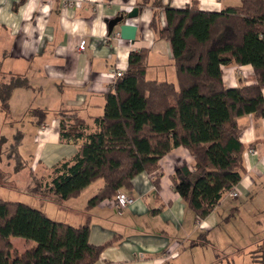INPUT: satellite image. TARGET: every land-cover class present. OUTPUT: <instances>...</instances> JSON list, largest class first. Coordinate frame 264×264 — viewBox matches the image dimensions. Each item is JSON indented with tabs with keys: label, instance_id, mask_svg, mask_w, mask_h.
Here are the masks:
<instances>
[{
	"label": "crops",
	"instance_id": "crops-1",
	"mask_svg": "<svg viewBox=\"0 0 264 264\" xmlns=\"http://www.w3.org/2000/svg\"><path fill=\"white\" fill-rule=\"evenodd\" d=\"M74 1V7L62 9L58 0H0V75L28 81V87L12 92L9 119L25 127L19 153L29 176L33 173L44 181L53 168L72 161L83 144L81 139L62 140L59 112L75 114L85 134L93 133L95 120L103 115V96L116 80L112 73L126 71L131 51L147 52L148 80L176 82L171 47L158 37V30L165 27L164 6L191 5V0ZM239 5L240 0H197L199 9L207 12ZM134 8L138 15L128 20ZM154 17L156 31L150 26ZM124 24L136 27L134 43L120 39ZM81 42L85 49L78 51ZM221 72L228 88L255 84L249 65H229ZM32 110L45 113L41 125ZM237 124L245 147L244 171L235 186L238 198L226 194L206 218L194 216L174 193L171 181L178 168L192 167L193 159L182 147L175 148L160 159L156 173L132 180V190L126 193L133 205L115 210L104 201L87 212L89 243L114 241L95 264H264V119L246 115ZM5 137L0 133V140L6 142ZM2 165L0 161V181L19 174L9 164ZM155 176L158 188L152 183ZM102 187L101 180L90 184L78 198L64 202V209L55 205L57 213H52L62 220L68 215L66 224L73 227L81 225L87 202ZM38 204L49 217L42 209L47 204L39 199ZM20 239H12V246L23 253L33 243Z\"/></svg>",
	"mask_w": 264,
	"mask_h": 264
},
{
	"label": "trees",
	"instance_id": "trees-1",
	"mask_svg": "<svg viewBox=\"0 0 264 264\" xmlns=\"http://www.w3.org/2000/svg\"><path fill=\"white\" fill-rule=\"evenodd\" d=\"M144 3V2H143ZM165 27L158 37L169 43L175 83L146 78L147 52L131 51L126 71L104 94L103 115L95 131L85 134L75 115L59 112L62 140H83L72 161L53 168L48 181L33 173L27 193L40 204L58 209L101 180L102 189L87 202L84 222L73 227L50 219L41 209L0 198V264H95L114 241L93 246L88 241V211L132 190V180L159 169V161L182 147L193 159L176 170L172 188L196 217L206 218L240 181L245 147L237 119H264V0H240L237 7L201 11L197 0L184 9L164 6ZM151 28L156 31V19ZM249 65L255 84L228 88L222 67ZM28 87L26 78L0 75V106L8 113L12 92ZM41 125L45 113L31 111ZM23 133L6 145V156L18 173L26 167L19 153ZM1 143H6L3 139ZM159 177L152 183L158 188ZM21 238L33 245L23 253L12 246Z\"/></svg>",
	"mask_w": 264,
	"mask_h": 264
},
{
	"label": "rangeland",
	"instance_id": "rangeland-1",
	"mask_svg": "<svg viewBox=\"0 0 264 264\" xmlns=\"http://www.w3.org/2000/svg\"><path fill=\"white\" fill-rule=\"evenodd\" d=\"M9 113H11L10 106H9L8 113L4 112L0 106V130H1L0 133L4 132V134L6 135V137H5L6 143L0 142V148H1L0 149V153H1L0 161H1V163L3 162V165H2L3 168L4 167L8 168V164H9L10 167L12 166V171H13L14 163L12 160L7 158L6 153H5L6 145L8 146L12 143L13 136L11 137L10 133H14L15 131L22 132V131H24L25 127H22L21 126L22 124L18 125L19 123H14V122L10 123ZM23 121L21 123H23ZM24 151L25 150H23L21 148V154L23 156H25ZM20 172L18 175L15 176L14 179L6 178L4 181H0V198L3 200H6V201L21 202V203L30 205L34 208H38L39 207V204H38L39 197L34 196V195L33 196L29 195L27 193V190H26V186H27L28 180H29V169H28V167L27 168L25 167ZM13 181H14V183H13ZM45 203L47 205L42 209L46 210L48 212V215L51 219L67 223L66 222L67 219L70 218L68 215L63 214L65 218H64V220H62V218H60L58 216H54V214L52 213V211H53L56 214L57 211L55 209V204L51 201V199L46 200ZM14 240H16V239H14Z\"/></svg>",
	"mask_w": 264,
	"mask_h": 264
},
{
	"label": "built area",
	"instance_id": "built-area-1",
	"mask_svg": "<svg viewBox=\"0 0 264 264\" xmlns=\"http://www.w3.org/2000/svg\"><path fill=\"white\" fill-rule=\"evenodd\" d=\"M56 1V0H49ZM60 1V5L62 9H67L70 7H74L76 2L74 0H58ZM85 49L84 42H81L78 46V51H83ZM123 76V72L120 70H115L112 73V77L117 79ZM251 151V150H250ZM228 196L232 199H236L239 197V192L234 187L230 192L227 193ZM111 207L115 210L124 209L134 204V199L131 198L126 192L119 191L113 201L109 203Z\"/></svg>",
	"mask_w": 264,
	"mask_h": 264
},
{
	"label": "water",
	"instance_id": "water-1",
	"mask_svg": "<svg viewBox=\"0 0 264 264\" xmlns=\"http://www.w3.org/2000/svg\"><path fill=\"white\" fill-rule=\"evenodd\" d=\"M138 15V9L134 8L127 14V19H134ZM119 37L121 40L129 41L131 43H134L135 41V35H136V27L134 25L130 24H124L121 25L119 28Z\"/></svg>",
	"mask_w": 264,
	"mask_h": 264
}]
</instances>
